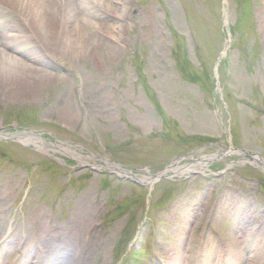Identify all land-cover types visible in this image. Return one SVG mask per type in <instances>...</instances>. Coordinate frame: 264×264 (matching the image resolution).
Here are the masks:
<instances>
[{
  "label": "rangeland",
  "instance_id": "1",
  "mask_svg": "<svg viewBox=\"0 0 264 264\" xmlns=\"http://www.w3.org/2000/svg\"><path fill=\"white\" fill-rule=\"evenodd\" d=\"M98 1L0 3V264H264V0Z\"/></svg>",
  "mask_w": 264,
  "mask_h": 264
},
{
  "label": "bare ground",
  "instance_id": "2",
  "mask_svg": "<svg viewBox=\"0 0 264 264\" xmlns=\"http://www.w3.org/2000/svg\"><path fill=\"white\" fill-rule=\"evenodd\" d=\"M95 2L96 5H100L101 2L98 0H92ZM42 2H46L49 3L51 8H48V12H51L56 18H59L60 20L58 21L56 20H52L53 22H51L50 20V25L48 24L47 26L45 25V16H42V13L40 12L42 9L40 7V3ZM0 3L3 6H8V5H13L18 12L20 13H27L28 15L32 16V21L35 23V26H38V23H40V26L42 28H45L44 32L40 31L44 34V35H48V33H50V37L53 36V34H55V37L57 40H55L54 42L58 45L60 51L62 49V53H70L71 51H76L79 49L82 50H87L86 48V43L87 41V36H86V31L89 30L90 31V27H91V23L89 21V18H93L96 14V9L95 7H92L90 5L91 4V0H78V5L76 4V0H63V2L59 1V0H0ZM56 5H58L59 7L56 9ZM43 7H45V5H43ZM78 10L76 11V19H73V14L71 15L70 13L74 11V9ZM113 5L112 4H105V6L103 8L108 9V8H112ZM44 12H46L47 8H43ZM42 10V11H43ZM56 14V15H55ZM89 15V16H88ZM81 20V21H80ZM58 23V24H57ZM20 25L22 26V28H20V31L23 34H29L31 33L30 30H32L31 28H29L28 32H27V28L26 25L20 23ZM40 27H38L39 29ZM47 29V30H46ZM47 37V36H46ZM49 38V37H48ZM50 39H48L49 41ZM68 46V47H67ZM85 46V47H84ZM67 49L66 50H63ZM69 48V49H68ZM0 136H2V134H0ZM29 140H31V142L36 143L37 142H43V138L41 136H37V137H32L29 138ZM47 145H52L55 149H59L60 151H68V153L70 155L75 156L76 154L73 153L72 151L68 150L67 148H62L60 147L58 144L56 143H51V144H47ZM234 151V150H233ZM232 152V150L230 151ZM214 157V156H213ZM213 157H207L204 160H199L195 163H193L192 165H184V166H171L168 167L165 171H163L161 174H158L156 178L154 177H148L146 178V182L147 183H154L159 176L161 175H166L168 173H186L188 171H191L193 169L197 170L201 167L204 166V163L207 162L208 160H212ZM219 156H217L216 158H218ZM252 162L257 163V164H261L264 167V160L260 157V156H253L251 158ZM111 166V165H109ZM114 169H116L118 172H120L121 174H126L129 175L127 171L117 168L116 166H113ZM193 220V219H192ZM191 223V218H187L186 223ZM186 232V231H184ZM173 255L176 256V260L178 262L181 261V256L176 253H173ZM61 262H59L58 264H60ZM69 264H74L73 262L69 263ZM177 264H181V263H177Z\"/></svg>",
  "mask_w": 264,
  "mask_h": 264
}]
</instances>
